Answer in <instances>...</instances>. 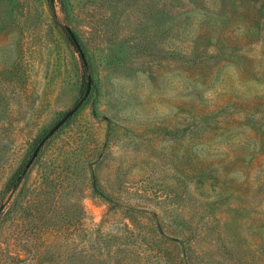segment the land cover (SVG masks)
Returning <instances> with one entry per match:
<instances>
[{
  "label": "rangeland",
  "instance_id": "rangeland-1",
  "mask_svg": "<svg viewBox=\"0 0 264 264\" xmlns=\"http://www.w3.org/2000/svg\"><path fill=\"white\" fill-rule=\"evenodd\" d=\"M0 264H264V0H0Z\"/></svg>",
  "mask_w": 264,
  "mask_h": 264
},
{
  "label": "water",
  "instance_id": "water-1",
  "mask_svg": "<svg viewBox=\"0 0 264 264\" xmlns=\"http://www.w3.org/2000/svg\"><path fill=\"white\" fill-rule=\"evenodd\" d=\"M68 34H69L72 42L76 46H78V43H77L76 39L73 36V33L70 30H68ZM89 91H90V81L88 79V81H87V83L85 85V89H84V92H83L82 96L79 98V100L69 110H67L63 114V116L59 120H57V122H55V124L48 130V132L40 139L38 144L35 146V148H34L32 154H31L29 160L25 164V168H27L31 164L32 160L37 155V153H38L40 147L42 146V144L79 108V106L82 104V102L88 96Z\"/></svg>",
  "mask_w": 264,
  "mask_h": 264
},
{
  "label": "trees",
  "instance_id": "trees-1",
  "mask_svg": "<svg viewBox=\"0 0 264 264\" xmlns=\"http://www.w3.org/2000/svg\"><path fill=\"white\" fill-rule=\"evenodd\" d=\"M73 44H74V43H73ZM74 46H75L76 50L79 52V54L82 55L83 52H82V50L80 49V47H79V46H76L75 44H74Z\"/></svg>",
  "mask_w": 264,
  "mask_h": 264
}]
</instances>
